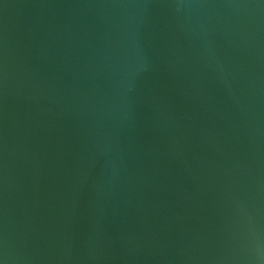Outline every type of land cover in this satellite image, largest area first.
<instances>
[{
  "label": "water",
  "instance_id": "95a60500",
  "mask_svg": "<svg viewBox=\"0 0 264 264\" xmlns=\"http://www.w3.org/2000/svg\"><path fill=\"white\" fill-rule=\"evenodd\" d=\"M0 264H264V0H0Z\"/></svg>",
  "mask_w": 264,
  "mask_h": 264
}]
</instances>
